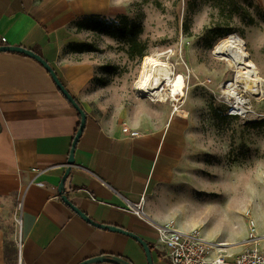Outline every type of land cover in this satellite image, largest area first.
Masks as SVG:
<instances>
[{"label":"crops","instance_id":"1","mask_svg":"<svg viewBox=\"0 0 264 264\" xmlns=\"http://www.w3.org/2000/svg\"><path fill=\"white\" fill-rule=\"evenodd\" d=\"M96 5L0 0V46L39 55L86 115L63 184L69 202L92 221L141 238L153 264L170 263L154 249L155 231L127 209L141 198L150 221H171L181 232L198 230L205 241L223 243L226 254L240 253L245 210L264 235V190L237 187L229 177L227 185L214 183L204 167L193 176L188 167L197 134L186 108V116H177L162 103L128 95L122 106L117 98L97 103L105 93L94 90V65L67 53L77 23L105 17ZM77 124L76 111L41 65L22 54L0 53V225L11 231L0 237V264H80L101 255L147 264L136 241L90 225L59 197ZM123 128L138 136L129 137Z\"/></svg>","mask_w":264,"mask_h":264},{"label":"rangeland","instance_id":"2","mask_svg":"<svg viewBox=\"0 0 264 264\" xmlns=\"http://www.w3.org/2000/svg\"><path fill=\"white\" fill-rule=\"evenodd\" d=\"M93 1L95 9L102 11L97 14L105 17L77 23L76 39L67 53L74 60L87 58L94 65V90L98 86L105 93L97 103L117 98L122 106L130 96L147 100L138 83L143 59L153 56L162 62L159 54L167 49L176 52L180 41L188 42L182 57L191 76L182 108L190 112L197 134L195 159L188 170L194 176L204 167L214 183L227 185L229 177L237 187L251 185L264 190V0ZM119 28L125 31L122 39L116 32ZM230 34L245 41L262 82L261 95L243 93V107L250 111L246 109V114H229L231 104L222 96L221 86L234 81L236 72L212 54L214 45ZM132 38L146 45L143 57L128 56ZM178 70L184 72L181 66ZM238 90H243L242 84ZM154 103L171 110L168 101ZM91 105L97 107L94 99ZM213 169L215 173H206ZM10 232L8 226L0 225L1 238L9 237Z\"/></svg>","mask_w":264,"mask_h":264},{"label":"built area","instance_id":"3","mask_svg":"<svg viewBox=\"0 0 264 264\" xmlns=\"http://www.w3.org/2000/svg\"><path fill=\"white\" fill-rule=\"evenodd\" d=\"M187 45H189L188 42L180 41L175 48L176 52L173 49H167L158 56L162 57V63L167 65L173 79L180 76L183 77L182 91L176 92L175 95L166 94L168 90L163 80L157 87H154L155 89L149 86L147 91H142L144 97L151 102L168 101L171 106V113L183 117L187 115L182 105L184 104L187 90V80L191 76V72L182 57V51ZM175 55L176 60L173 61L172 59ZM178 66H181L184 72H179ZM229 107L230 115L238 113L233 110L232 105H229ZM244 108L245 111L247 109V113L250 112L248 107ZM122 132L128 133L131 138L138 136L136 131H130L128 128H123ZM42 172L44 173L46 170ZM142 204L143 198L137 204L127 203V209L137 219L145 222L155 231L156 242L154 249L161 253L163 258L170 264H264V246L262 245L264 235L260 236L258 234L256 223L248 209L244 212L247 221V235L243 241L245 248L240 253L230 256L224 252L225 245L223 243L205 241L198 230L181 232L175 228L171 221L163 224L150 221L142 211ZM19 209L20 206L18 205L17 210ZM16 221L19 223V220ZM18 244H20V241Z\"/></svg>","mask_w":264,"mask_h":264},{"label":"bare ground","instance_id":"4","mask_svg":"<svg viewBox=\"0 0 264 264\" xmlns=\"http://www.w3.org/2000/svg\"><path fill=\"white\" fill-rule=\"evenodd\" d=\"M212 54L227 62L235 70L234 81L224 83L221 86V94L232 105L234 111L244 114L246 111L243 107L245 104L243 93L259 96L263 92L258 70L245 50V41L235 34H230L214 45ZM161 80L167 87L166 94L175 95L176 92L182 91V76L173 79L167 65L158 62L153 56H146L142 61L138 80L140 90L147 91L149 86L155 89ZM238 84H242V91L238 90Z\"/></svg>","mask_w":264,"mask_h":264},{"label":"water","instance_id":"5","mask_svg":"<svg viewBox=\"0 0 264 264\" xmlns=\"http://www.w3.org/2000/svg\"><path fill=\"white\" fill-rule=\"evenodd\" d=\"M6 52L22 54L24 56L30 57L31 59L35 60L39 65H41L43 67V69L49 74L50 78L52 79L54 85L56 86V88L60 92V94L65 98V100L72 106V108L79 115V124H78L77 131L75 133V136H74L72 144H71V149H70L69 157H68L67 164H66L67 168L65 171V175L62 178V180L58 186V195L61 198V200L63 201V203L71 211H73L76 215H78L81 219H83L85 222L89 223L90 225L101 228V229H107L109 231L121 233L123 235L130 237L134 241H136L141 246V248L144 252L147 264H153L152 256H151V250H150L149 246L141 238H139V237L133 235L132 233H129L123 229L117 228V227L98 224V223L92 221L89 217H87V215H85L83 212L78 210L74 205H72L69 202L67 195L65 193V190L63 188V184H64V181H65L71 167L73 166L72 156H73L75 144L77 143V140L79 139V137L83 131V128L85 126L86 115H85L84 111L81 109V107L77 104L75 99L69 94V92L62 85V83L60 82V80L56 76L55 72L52 70V68L39 55H37V54L27 50V49H24L22 47H12V46H5V45L0 46V53H6ZM80 264H131V263L120 258V257L101 255V256L83 261Z\"/></svg>","mask_w":264,"mask_h":264},{"label":"trees","instance_id":"6","mask_svg":"<svg viewBox=\"0 0 264 264\" xmlns=\"http://www.w3.org/2000/svg\"><path fill=\"white\" fill-rule=\"evenodd\" d=\"M116 32H117L119 38L122 39V38L125 37V31H124V29H120L119 28V29H117ZM108 34L110 36H114V32H109ZM145 51H146V45L145 44L140 43L135 38L134 39L132 38V39L129 40L128 56L130 58H133V57H140L141 58V57L144 56V52ZM77 119L79 120V115L78 114H77ZM77 127H78V124H77Z\"/></svg>","mask_w":264,"mask_h":264}]
</instances>
